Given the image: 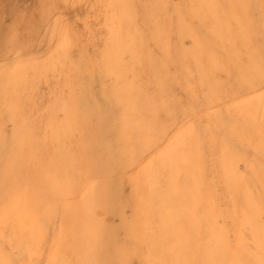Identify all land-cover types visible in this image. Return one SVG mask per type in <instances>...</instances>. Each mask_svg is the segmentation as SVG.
<instances>
[{"label": "bare ground", "instance_id": "6f19581e", "mask_svg": "<svg viewBox=\"0 0 264 264\" xmlns=\"http://www.w3.org/2000/svg\"><path fill=\"white\" fill-rule=\"evenodd\" d=\"M69 1L39 0L41 17L31 24L28 37L45 28L51 40L56 36L55 50L45 60L20 53L23 44L16 31L23 19L3 38L0 205L19 204L0 226L4 258L12 264L30 260L59 264L76 258L60 247L61 231L75 211L87 174L108 177L110 170L96 150L103 130H111L115 150L122 145L128 149V163L117 166L122 178L128 174L131 185V215L126 217L122 207L117 213L124 239H119L118 228L107 219L110 232L106 240L120 241L117 258L122 264L133 260L150 264L158 250H163L164 259H195L199 264L256 260L259 221L253 223L249 217L252 200L258 203L264 192L260 167L264 160L260 154L264 140V102L260 99L264 92V0H97L101 9L95 25L102 27L106 38L98 65L111 82L101 93L108 108L96 112L88 107L91 119H97L93 127L84 124L85 102L91 99L79 90L78 67L70 52L73 35L59 17L61 4ZM126 3L134 11L131 21L122 8ZM65 37L69 41L65 54L50 60ZM50 73L60 89L38 134L40 127L24 112L21 102L28 92L35 93L36 81L47 79ZM177 86L186 94V103L178 99ZM4 115L12 123L10 135L5 131ZM188 123L195 124L201 137L194 163L172 173H154L149 179L142 171L145 165ZM114 155L117 151L109 155L112 161ZM237 167L236 174L244 177L239 186L233 180ZM137 174L140 191L146 192L154 183L161 193L173 189L178 195L194 193L191 215L179 221L178 230L168 224L159 207L146 215L137 211L136 186L129 179ZM64 189L76 192L67 208L54 196ZM122 191L120 183L114 189L108 182L103 201L107 218ZM177 231L181 246L187 249L181 255L175 251ZM218 235L226 238V245H216ZM37 244L39 255H30V248L35 251Z\"/></svg>", "mask_w": 264, "mask_h": 264}, {"label": "clouds", "instance_id": "9594fccd", "mask_svg": "<svg viewBox=\"0 0 264 264\" xmlns=\"http://www.w3.org/2000/svg\"><path fill=\"white\" fill-rule=\"evenodd\" d=\"M39 71L40 69H35ZM3 72L0 71V77ZM89 105L96 112H104L108 108V103L105 99H93L85 102V119L84 124L88 127H93L91 115L88 112ZM201 149L200 132L194 123H188L187 126L176 138L172 139L164 150L154 155L145 165L143 174L151 179L154 173H163L165 171L172 173L181 166L194 163ZM118 155L112 158L116 165L127 164L128 149L126 146H121L117 150ZM260 154L264 157V140L261 141ZM131 167V165H129ZM261 171L264 172V160L260 162ZM238 167L233 173L234 183L239 186L243 182V174L237 175ZM129 179L136 186L134 191L137 192L138 209L141 215H146L157 207H159L162 215L166 216L169 225L179 229V221L182 218H187L192 212V200L194 193H184L178 195L176 191L170 190L165 193L158 192V185L150 183L146 192L139 190L140 177L139 175H131ZM108 188V177L105 174H96L89 172L83 180V187L79 192V199L75 201V211L68 217L66 225L62 228L60 237V247L70 251L76 258L65 259L59 264H122L117 258L120 251V241L106 240L110 227L107 222V214L104 209L103 201ZM54 196L61 199L65 207L72 206L73 198L76 192L72 189L57 190ZM159 200V204H157ZM19 204H4L0 205V226L6 219L17 211ZM252 215L249 220L255 223L259 221V256L254 261H244L235 259L229 264H264V192H261L259 202L254 199L251 202ZM3 235L0 230V236ZM177 245L175 251L177 255L187 252V249L182 245L180 232L177 231ZM216 245H226V238L218 235L215 240ZM30 255H39V245L35 251L30 248ZM163 250H158L157 258L152 260L150 264H199L195 259L179 260V259H164ZM0 264H12L6 260L0 250ZM21 264H38L36 261L21 262ZM50 264L52 262L50 261ZM127 264H132L128 261ZM220 264H223L221 261Z\"/></svg>", "mask_w": 264, "mask_h": 264}, {"label": "rangeland", "instance_id": "374dc122", "mask_svg": "<svg viewBox=\"0 0 264 264\" xmlns=\"http://www.w3.org/2000/svg\"><path fill=\"white\" fill-rule=\"evenodd\" d=\"M73 1V2H72ZM39 0H0V51L4 49L3 38L10 28L23 19L21 26L17 28L16 33L22 39L20 45L22 55L24 57L36 58L37 60H45L51 52H54L56 36L50 39V35H46V28L40 33H36L29 38V30L31 24H35L40 20ZM59 12L60 22L67 25L72 37V45L70 52L78 67L77 77L79 79V90L86 93L87 97L93 99H103L101 93L106 86L108 87L109 79L100 72L99 60L100 51L104 47L105 33L97 23V12L101 9L97 0H71L64 5ZM256 17H260L259 12H255ZM91 17V18H90ZM60 25V24H59ZM60 27V26H59ZM29 38V39H28ZM81 39V40H80ZM35 93L28 92V96H24L21 102V108L31 117L33 122L40 129L48 121L49 111L53 105L55 94L59 92L60 85L57 78L50 73L47 79L36 81ZM176 95L181 103H186V94L180 87H176ZM117 111L115 110V114ZM30 118V119H31ZM5 131L8 135L12 132V123L8 120L7 115L3 116ZM97 119L92 118L93 124ZM101 134V133H100ZM101 145L97 147V152L102 155L106 161V166L110 170L108 174V182L115 185L123 186L122 195H118L116 199V208L108 216L109 224L118 228L119 239H124L125 232L121 229V218L118 216V210L122 207L126 212V217L131 215V207L129 200L131 198V185L128 182V174L122 178L120 168L109 158L111 152H116L115 135L111 130H103L100 136ZM110 147V148H109ZM120 198V200H119ZM119 218V219H118ZM133 264H137V260H133ZM39 264H43L40 262Z\"/></svg>", "mask_w": 264, "mask_h": 264}, {"label": "snow or ice", "instance_id": "6c2138e0", "mask_svg": "<svg viewBox=\"0 0 264 264\" xmlns=\"http://www.w3.org/2000/svg\"><path fill=\"white\" fill-rule=\"evenodd\" d=\"M122 8L124 9V13H125L126 17L128 18V20L131 21L133 19V16H134V11H133L131 4L126 3V4L122 5ZM68 46H69V41L65 37L58 44L56 52L54 53V55L52 57H50L49 59L52 61H55V60L62 58L63 55L65 54ZM246 82H248V81H246ZM248 83H250V82H248ZM260 99L262 102H264V92L260 93Z\"/></svg>", "mask_w": 264, "mask_h": 264}]
</instances>
